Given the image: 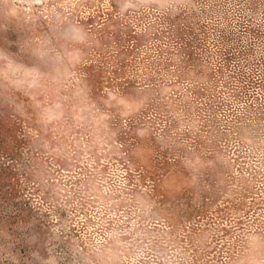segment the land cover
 <instances>
[{
    "label": "rangeland",
    "instance_id": "obj_1",
    "mask_svg": "<svg viewBox=\"0 0 264 264\" xmlns=\"http://www.w3.org/2000/svg\"><path fill=\"white\" fill-rule=\"evenodd\" d=\"M0 264H264V0H0Z\"/></svg>",
    "mask_w": 264,
    "mask_h": 264
}]
</instances>
